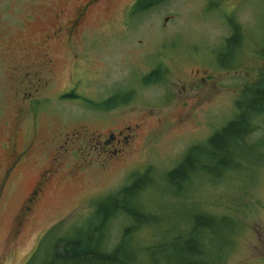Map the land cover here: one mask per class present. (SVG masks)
Masks as SVG:
<instances>
[{"label":"rangeland","instance_id":"obj_1","mask_svg":"<svg viewBox=\"0 0 264 264\" xmlns=\"http://www.w3.org/2000/svg\"><path fill=\"white\" fill-rule=\"evenodd\" d=\"M80 1L0 0V44L34 49L37 35L52 24L41 20V14ZM133 1L98 4L86 24L91 32L79 34L74 49L56 43L47 50L27 52V64L42 61L43 53L53 61L49 87L29 92L34 97L29 130L28 114L17 115L11 102L7 80L12 63L0 53V264H39L41 252L36 248L45 234L51 230L62 234L80 224L98 199L146 171L149 181L136 202L156 218L157 228L139 229V245L166 232L186 230L188 218L203 212L234 222V244L223 252L224 264H264V115L246 138L248 147L258 143V148L239 161L237 170L214 181L204 175L194 177L176 194L165 181L188 148L203 145L233 118L236 99L264 72V0H164L152 10L126 16L125 7ZM231 25L241 31L240 56L223 74L217 69L218 58L229 55L223 52L234 35ZM158 66L166 74L165 83L144 85L142 79ZM194 71L215 75L216 86L191 89L190 82L198 78ZM240 86L239 94L235 87ZM122 92L131 94L129 104L109 111L97 107ZM19 106L26 110L24 104ZM123 126L132 127L133 135L123 148L116 147L119 152L102 155L88 150L90 136L100 141ZM73 132L77 138H70L73 143L66 146L65 158L51 164L57 154L55 143L63 145V135ZM30 134L34 143L27 159L2 185L3 163L9 161L2 143L8 149L13 138L21 149ZM52 167L57 171L45 184L38 204L30 206L24 222L17 225L14 219L24 199L42 171ZM126 224L123 216L111 221L110 246Z\"/></svg>","mask_w":264,"mask_h":264},{"label":"trees","instance_id":"obj_2","mask_svg":"<svg viewBox=\"0 0 264 264\" xmlns=\"http://www.w3.org/2000/svg\"><path fill=\"white\" fill-rule=\"evenodd\" d=\"M143 1H138L133 12L141 10L139 4ZM151 1L157 4L164 0ZM231 28L234 35L226 41L223 53L229 54L227 62L231 58L228 65L235 66L240 56L241 31L236 25ZM218 61L221 66L225 65L223 58ZM165 75L158 68L142 82L144 85L163 84ZM263 77L260 74L256 82L243 89L235 103L234 116L225 126L203 145L188 148L181 162L166 173L165 181L175 194L182 192L194 177L204 175L203 178L214 181L228 171L237 170L241 166L239 161L258 148V143L248 147L246 138L256 131V119L264 115ZM122 93L97 107L109 111L129 104L131 94ZM148 181L149 171L134 176L129 185L98 199L92 212L80 224L71 226L62 234L52 230L45 234L36 248L41 252L39 264H224L223 252L234 244L231 234L234 222L226 216L197 212L188 218L186 230L166 232L149 244H138L139 229L157 228L156 218L144 212L136 202L137 195ZM118 216L125 217L127 224L110 246L111 221Z\"/></svg>","mask_w":264,"mask_h":264},{"label":"flooded vegetation","instance_id":"obj_3","mask_svg":"<svg viewBox=\"0 0 264 264\" xmlns=\"http://www.w3.org/2000/svg\"><path fill=\"white\" fill-rule=\"evenodd\" d=\"M111 0H81L80 2H77L72 7H69L68 5H64L62 7H59L55 10L48 11L46 13L41 14L40 18L41 20H50L52 21V24L48 26L47 31L41 32L39 35H37L40 39L34 42V49H21V50H15L10 47H4L0 44V53L2 56H4L8 61L12 63V66L10 67L9 71V79L7 80L8 85L11 89V102L15 104V111L16 114H19L20 112L28 114L27 118V125L26 128L29 130L30 126H32V121L34 119V115L31 111V107L34 101L33 94H30L29 92L34 91L37 92V89L42 88L45 86V88L49 87V80H48V74L51 72V64L52 59H50L47 55V53H43L41 56L42 61H33L32 64L26 63V57L27 52H40L42 50L49 49L52 45L56 43H64L66 44L70 49H74V39L80 34L85 35L86 32H91V29L88 28L87 21L89 19V16L91 12L97 8V5L101 2H109ZM138 1L140 0H134L130 3L128 8L125 7V15L131 16L135 15V12H133V8L137 5ZM160 3H157L155 1L151 0H144L142 3L139 4L141 7V10L138 13L146 12L149 10L154 9L157 5ZM134 13V14H133ZM30 18V15L27 16ZM168 22V18L164 19V25H166ZM82 41V38H81ZM87 39H85V42ZM2 46V47H1ZM77 54L73 55V58H77ZM223 58V61L225 63L224 66L217 67L218 71H223L224 73H229V69L233 68V66H229L228 63L230 62L231 58H229L227 62V57H221ZM31 63V61L29 62ZM15 65H18L17 68ZM21 68V75L17 76L18 70ZM26 67V70H23V68ZM160 67H156L153 70H157ZM45 70V71H44ZM44 71V72H43ZM43 72V73H42ZM42 73V74H41ZM234 73H237V71H234ZM194 74H197L198 78H195V80L191 81L189 84V87L191 89L195 88H203L205 86H208L211 84L212 87L216 86V76L215 75H207L206 72H203L205 76L199 75V71H194ZM221 74V73H218ZM240 75V73H238ZM264 75L263 73H260ZM255 76V82L259 79V75ZM43 78L45 81H43ZM196 79H199V83ZM264 80V77L262 78ZM32 84V86L29 89L22 90L18 86L19 85H25V84ZM184 90V87H182ZM241 86L235 87V90L237 93H241ZM64 97V95H63ZM238 99V98H237ZM236 99V101H237ZM239 100V99H238ZM24 104L26 106V110L23 108H20L19 105ZM32 114V116L30 115ZM133 129L130 126H123L121 129L117 130L116 132H109L108 135L102 137L100 141H95L94 137H91L87 140L88 143V150L89 151H99L102 155H108V154H116L119 152V149L116 147H119L121 145L122 148L126 145V143L129 141L130 136L133 134ZM125 134H128V136H125ZM67 135V140H66ZM12 136V134H11ZM65 139L61 141L63 145H57L58 141L55 143L54 147L57 148V154L52 157V163H55L54 165H58V163H61V160L65 158V155L69 152L66 148V146L69 143L70 138L73 136V140L77 138L75 135V132L70 133V136L68 134L63 135ZM28 138V136H27ZM33 138L34 134H30V139L27 141V143L23 144L21 149H18L17 140L14 141L13 138L10 139V147L7 149V144L2 143V152L6 151L9 156V161L7 163H3V174L1 178V184L3 185L5 181L8 180V178L11 176L12 172L17 168L19 164H23L24 161L27 159V152H29L33 146ZM92 140V141H91ZM60 142V141H59ZM59 149H63L64 152L60 153L58 152ZM11 155V158H10ZM53 165V166H54ZM77 167L74 166L72 169H76ZM57 171V169H54V167L49 169H44L41 173V176L37 183L31 188L28 195L24 199L25 205L23 208L18 211V213L15 216V221H17V225H20L24 222L26 215L25 212L30 210V206H32V209L38 204L40 196H42L45 184L49 183V178ZM49 180V181H48ZM48 181V182H47ZM46 184V186H47ZM39 198V199H38ZM22 203V204H23ZM23 218V220H22Z\"/></svg>","mask_w":264,"mask_h":264}]
</instances>
